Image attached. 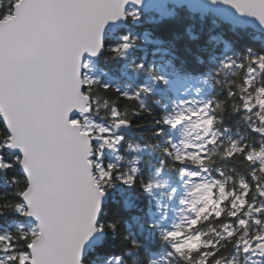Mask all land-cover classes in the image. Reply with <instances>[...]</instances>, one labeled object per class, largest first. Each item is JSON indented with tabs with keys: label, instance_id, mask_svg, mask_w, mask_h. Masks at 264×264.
Masks as SVG:
<instances>
[{
	"label": "snow or ice",
	"instance_id": "1",
	"mask_svg": "<svg viewBox=\"0 0 264 264\" xmlns=\"http://www.w3.org/2000/svg\"><path fill=\"white\" fill-rule=\"evenodd\" d=\"M0 264H264V0H0Z\"/></svg>",
	"mask_w": 264,
	"mask_h": 264
}]
</instances>
